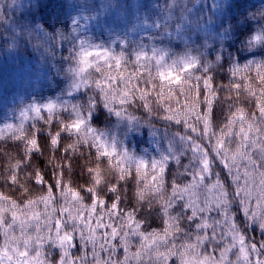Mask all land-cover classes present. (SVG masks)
Listing matches in <instances>:
<instances>
[{
    "label": "clouds",
    "instance_id": "1",
    "mask_svg": "<svg viewBox=\"0 0 264 264\" xmlns=\"http://www.w3.org/2000/svg\"><path fill=\"white\" fill-rule=\"evenodd\" d=\"M5 68L0 264H264V0H0Z\"/></svg>",
    "mask_w": 264,
    "mask_h": 264
},
{
    "label": "trees",
    "instance_id": "2",
    "mask_svg": "<svg viewBox=\"0 0 264 264\" xmlns=\"http://www.w3.org/2000/svg\"><path fill=\"white\" fill-rule=\"evenodd\" d=\"M50 8L59 12L62 4L54 2ZM20 70L5 68L0 74V100L7 99L13 90L20 86ZM5 118L4 111L0 110V120Z\"/></svg>",
    "mask_w": 264,
    "mask_h": 264
}]
</instances>
